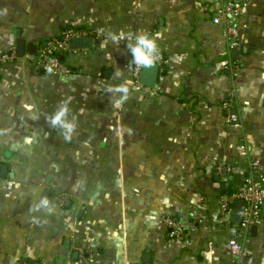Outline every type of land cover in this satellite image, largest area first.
I'll return each mask as SVG.
<instances>
[{"label":"crops","instance_id":"obj_1","mask_svg":"<svg viewBox=\"0 0 264 264\" xmlns=\"http://www.w3.org/2000/svg\"><path fill=\"white\" fill-rule=\"evenodd\" d=\"M238 1L247 13L231 53L213 22L219 0H0V56L13 53L0 62V264H235V223L220 222L219 201L250 161L264 176V0ZM66 27L94 44L73 49L71 73L58 76L37 53ZM120 30L159 34L168 65L151 91L134 86L127 41L107 40ZM231 59L242 129L223 110ZM124 86L128 99L114 108ZM69 96L71 115H85L66 143L47 121ZM167 217L185 226L183 239L169 236ZM257 227L240 264H264V209Z\"/></svg>","mask_w":264,"mask_h":264},{"label":"built area","instance_id":"obj_2","mask_svg":"<svg viewBox=\"0 0 264 264\" xmlns=\"http://www.w3.org/2000/svg\"><path fill=\"white\" fill-rule=\"evenodd\" d=\"M202 1L212 2L215 0ZM219 1L221 3V8L220 11L214 15L213 22L223 25L229 50L233 53L241 48L239 21L246 15L247 6L238 0ZM89 35L91 34L85 29L73 27L64 28L60 35L49 39L46 42V45L38 50L37 66L58 76L71 73V66L65 62L68 54L74 51L71 48V42L76 38L87 37ZM11 59L12 57L6 54L0 56V62H6ZM156 64L159 65L161 70H164L168 65L167 59L160 51ZM141 70L142 68L134 67V86L139 91H151L153 88H147L143 86L141 82ZM225 70L235 84L240 74L238 61H234L233 59L229 60ZM239 96L240 90L235 84L229 90L223 103V110L228 124L234 128L242 129L243 119L239 107ZM240 155L243 157L249 156L245 141H243L241 145ZM216 170L218 176L223 175L222 167H218ZM238 200H242L244 203L242 222L239 224L235 223L236 235L229 241L231 254L235 259V264L241 263L246 243L252 235V228L254 226H259L262 219V211L264 209V176L261 174V165L259 161H250L248 177L236 190L230 193H225L221 196L219 201L221 223L233 222L232 217L235 202ZM194 218L196 221H199L201 217L199 213L195 212ZM164 224L167 227L171 238L181 240L185 237V226L180 224L176 219L167 217Z\"/></svg>","mask_w":264,"mask_h":264},{"label":"clouds","instance_id":"obj_3","mask_svg":"<svg viewBox=\"0 0 264 264\" xmlns=\"http://www.w3.org/2000/svg\"><path fill=\"white\" fill-rule=\"evenodd\" d=\"M159 34L152 35L145 31L132 32L120 30L119 32L108 33L107 40L114 45H119L127 41V48L130 51L131 63L137 68H149L155 65L159 57ZM111 59V53H108ZM128 87L124 86L117 90L113 100L114 108H121L128 99ZM72 98L69 96L62 105L48 118V125L53 129L60 130V133L66 143H71L79 129V118L85 115V110L81 109L79 116H72L71 112ZM48 201H44V206H48Z\"/></svg>","mask_w":264,"mask_h":264},{"label":"water","instance_id":"obj_4","mask_svg":"<svg viewBox=\"0 0 264 264\" xmlns=\"http://www.w3.org/2000/svg\"><path fill=\"white\" fill-rule=\"evenodd\" d=\"M94 36L89 35L87 37H82V38H76L71 42V48L75 50H80V49H92L93 44H94ZM46 45V42H44V46ZM37 49V46L33 45L30 48L31 53H35ZM25 51H26V43L23 40H19L16 45V53L15 55L18 58L24 57L25 56ZM13 53H9V56H12ZM161 69L158 64L155 63L154 66L149 67V68H142L141 73H140V78L143 86L147 88H154L155 85L158 82V79L160 77ZM227 169H224V172H226ZM6 172V167L3 166L0 172V176L4 177ZM216 180L218 182H221V176H217ZM223 189L228 190L230 188V184L228 182H224L222 184ZM243 206L244 203L242 200H238L235 202V208H234V213L232 217V221L236 224H239L242 222V217H243ZM258 232V227L254 226L252 228V236L256 237ZM150 257V254L146 255V259Z\"/></svg>","mask_w":264,"mask_h":264},{"label":"trees","instance_id":"obj_5","mask_svg":"<svg viewBox=\"0 0 264 264\" xmlns=\"http://www.w3.org/2000/svg\"><path fill=\"white\" fill-rule=\"evenodd\" d=\"M227 193H230V191L228 190V191H226Z\"/></svg>","mask_w":264,"mask_h":264},{"label":"rangeland","instance_id":"obj_6","mask_svg":"<svg viewBox=\"0 0 264 264\" xmlns=\"http://www.w3.org/2000/svg\"><path fill=\"white\" fill-rule=\"evenodd\" d=\"M67 58H68V57H67ZM67 58H66V59H67Z\"/></svg>","mask_w":264,"mask_h":264}]
</instances>
